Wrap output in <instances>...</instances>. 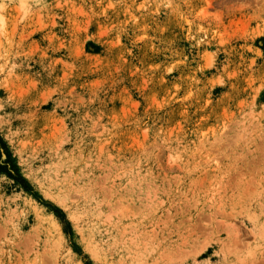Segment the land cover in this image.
Masks as SVG:
<instances>
[{
	"label": "rangeland",
	"instance_id": "obj_1",
	"mask_svg": "<svg viewBox=\"0 0 264 264\" xmlns=\"http://www.w3.org/2000/svg\"><path fill=\"white\" fill-rule=\"evenodd\" d=\"M0 264H264V0H0Z\"/></svg>",
	"mask_w": 264,
	"mask_h": 264
}]
</instances>
